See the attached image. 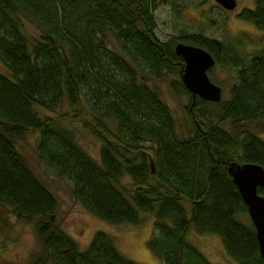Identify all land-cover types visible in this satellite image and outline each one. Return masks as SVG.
Here are the masks:
<instances>
[{"label": "trees", "instance_id": "trees-1", "mask_svg": "<svg viewBox=\"0 0 264 264\" xmlns=\"http://www.w3.org/2000/svg\"><path fill=\"white\" fill-rule=\"evenodd\" d=\"M160 0H0V206L32 221L41 250L32 264H141L96 231L80 250L57 220L58 202L14 141L34 132L36 154L71 183L73 198L112 224L154 217L148 247L163 264H213L187 233H216L236 264H264L230 162L264 168V49L237 69L230 97H193L180 78L176 41L207 49L220 62L223 42L201 35L162 41L153 10ZM240 19L264 30V0ZM27 24L36 34L28 32ZM110 37L117 42H111ZM171 75L186 95L192 124L180 137L169 106L145 77ZM67 105L68 112L53 113ZM70 118L100 142L98 159L64 125ZM257 123L254 132L244 123ZM231 128L227 130L225 126ZM129 177L131 190L123 186ZM259 194L264 189L258 187Z\"/></svg>", "mask_w": 264, "mask_h": 264}, {"label": "rangeland", "instance_id": "rangeland-1", "mask_svg": "<svg viewBox=\"0 0 264 264\" xmlns=\"http://www.w3.org/2000/svg\"><path fill=\"white\" fill-rule=\"evenodd\" d=\"M239 8L240 12L254 8L253 0H237L236 7L228 12L215 0H160L153 10L154 32L162 41L201 35L221 41L230 48L226 54L221 55L220 62L207 71L210 80L221 87L223 100L230 97L231 88L236 83L237 69L258 50L264 49V30L251 22L239 19L236 15ZM27 28L29 33L36 34L33 26L27 24ZM110 40L118 49L117 42L112 37ZM0 72L8 73L1 61ZM145 78L169 106L176 121L178 135H189L192 124L185 110L188 98L186 95H176L170 89L169 80L172 76ZM68 110L67 105H63L59 111L47 113L56 116ZM63 122L75 131L80 145L98 159L99 140L83 127L81 121L67 118ZM243 126L254 132H261L257 123L247 122ZM225 128L230 130L231 127L227 125ZM34 134L29 132L24 139L15 140V147L23 154L35 175L56 197L57 220L64 231L76 241L78 248L85 249L93 234L101 230L112 237L117 249L127 258L141 264H163L148 247L154 222L153 215L141 212L142 222L139 225L112 224L93 216L73 198L71 183L53 175L39 160ZM122 182L126 190L134 188L129 177H125ZM186 236L213 264H236L225 252L218 234L197 233L192 229ZM40 250L41 244L35 234L33 222L18 219L7 207L0 206V264H32L33 254Z\"/></svg>", "mask_w": 264, "mask_h": 264}, {"label": "water", "instance_id": "water-1", "mask_svg": "<svg viewBox=\"0 0 264 264\" xmlns=\"http://www.w3.org/2000/svg\"><path fill=\"white\" fill-rule=\"evenodd\" d=\"M215 1L227 9L236 6V0ZM174 51L183 59L180 78L193 97L199 96L212 102L220 101L221 87L212 82L207 73L215 65L213 55L201 46L182 41L175 43ZM227 171L246 204L247 214L255 229L259 251L264 259V194L257 191L258 187L264 189V168L254 162L232 161L227 166Z\"/></svg>", "mask_w": 264, "mask_h": 264}, {"label": "flooded vegetation", "instance_id": "flooded-vegetation-1", "mask_svg": "<svg viewBox=\"0 0 264 264\" xmlns=\"http://www.w3.org/2000/svg\"><path fill=\"white\" fill-rule=\"evenodd\" d=\"M236 5H237V0H236ZM220 6H221V5H220ZM235 7H236V6H235ZM235 7H234V8H235ZM221 8L224 9V11H227V12H228V10H231V9H227V8H225V7H223V6H221ZM234 8H233V9H234ZM226 9H227V10H226ZM243 10H244V9H243ZM243 10H242V11H243ZM242 11L240 12V8H239L238 12L236 13V15H237V17H238L239 19H240L239 16H240V14L242 13ZM190 36H192V35H190ZM179 41H180V40H179ZM176 42H178V41H176Z\"/></svg>", "mask_w": 264, "mask_h": 264}]
</instances>
